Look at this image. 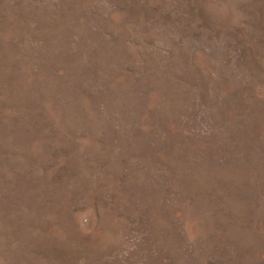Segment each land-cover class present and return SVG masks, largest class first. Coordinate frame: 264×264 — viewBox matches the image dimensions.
I'll return each mask as SVG.
<instances>
[{
  "label": "rangeland",
  "instance_id": "rangeland-1",
  "mask_svg": "<svg viewBox=\"0 0 264 264\" xmlns=\"http://www.w3.org/2000/svg\"><path fill=\"white\" fill-rule=\"evenodd\" d=\"M0 264H264V0H0Z\"/></svg>",
  "mask_w": 264,
  "mask_h": 264
}]
</instances>
